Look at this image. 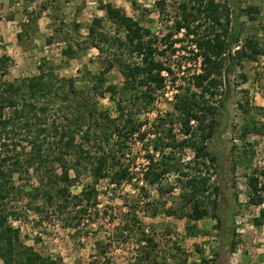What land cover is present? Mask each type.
<instances>
[{"label": "trees", "instance_id": "1", "mask_svg": "<svg viewBox=\"0 0 264 264\" xmlns=\"http://www.w3.org/2000/svg\"><path fill=\"white\" fill-rule=\"evenodd\" d=\"M158 3L162 5L164 0ZM98 7L103 10L112 31L104 28L103 18L94 16L84 37L86 46L77 44L74 48L71 43H66L61 50L65 57H73L77 49L87 46L101 53V70L90 74L83 86L76 85L75 77L60 76L44 62L38 64L36 74L4 79L9 58L0 57L2 264H64L23 242L20 229L10 223L11 218L18 219V213L7 208L11 201L26 197L35 214L41 216L53 211L65 227L78 235L82 228L81 215L90 207L96 209L99 204L98 182L107 179L110 190H114L134 178V172L124 162L126 143L135 133H139L140 138L144 133L140 132L135 113L127 107L151 104L154 92L165 86L173 71L162 57L166 51L175 52L177 40H170L174 34L171 32L156 36L149 27L109 1L100 0ZM177 8L179 12L173 21V30L183 31L196 49L200 69L191 74L188 84H177L179 88L174 94L172 108L184 137L180 141L172 138L164 145L189 148L193 156L184 166L178 167L170 164L171 155H162L156 162L153 155L148 154L144 179L149 184H157L166 174L174 172L181 181L182 196L191 207L187 214L189 218L194 221L208 216L215 219L219 246L227 244L232 252L237 244L232 204L225 201L223 206L220 205L216 199L220 188L218 184H209V176H196L184 169L199 161L209 163L213 168L218 164L217 155L207 140L216 134L220 115L230 96L229 76L242 61H254L258 55H264V44L252 37H243L241 16L245 14L250 20L254 19L258 6H242L240 0H181ZM114 67L122 76L120 86L106 83L105 74ZM106 93L115 102V116L98 106V98ZM215 97L218 99L212 101ZM257 129L255 123H247L242 128V135ZM154 148L158 147L154 145ZM71 170L74 177L70 175ZM22 173L24 183H16L15 175L22 177ZM80 173L87 174L90 181L85 182L78 193H72L70 186ZM261 173L264 176V170ZM31 175L35 182L26 189ZM247 184L249 203L262 204L264 198L258 194L257 177L249 175ZM205 193L208 205L201 198ZM131 211L134 210H127L124 217L134 215ZM253 223L264 224V206L259 208ZM128 225H131L130 221L125 219L120 227H116L120 236L132 229ZM145 239L152 240L150 237ZM100 243L96 240L94 244L99 246ZM100 257L106 260L104 255L96 256ZM99 264L114 263L107 259ZM197 264L209 263L201 258Z\"/></svg>", "mask_w": 264, "mask_h": 264}, {"label": "rangeland", "instance_id": "2", "mask_svg": "<svg viewBox=\"0 0 264 264\" xmlns=\"http://www.w3.org/2000/svg\"><path fill=\"white\" fill-rule=\"evenodd\" d=\"M99 1L0 0V57L9 58L2 77L14 80L36 74L38 64L44 62L60 76L75 77L76 85L83 86L90 74L101 70V53L87 46L77 49L73 57H65L61 50L66 43H71L74 48L77 44L86 46L84 37L94 16L103 18L104 28L112 31L103 10L98 7ZM102 1L121 7L156 36L171 32L174 34L170 40H177L175 52L166 51L162 57L173 71L165 86L154 92L151 104L127 107L135 113L140 132L144 133L142 138L135 133L126 143L124 162L134 172V178L114 186V190H110L107 179L98 182L99 204L96 209L90 207L81 215L82 228L78 235L65 227L53 211L47 215L35 214L26 197L8 203L7 208L18 213V219L11 218L10 223L20 229L25 244L64 264H99L107 259L114 264H197L201 258L209 264H264V224L253 223L259 208L264 206V199L260 205L249 203L247 184L249 175L256 176L258 194L264 198L261 173L264 170V55H258L254 61H242L229 76L230 96L220 115L216 134L207 140L218 158L216 168L199 161L184 169L196 176H209V184H218L220 188L216 196L220 205L223 206L225 201L232 204L237 244L231 252L227 244L219 246L215 219L210 216L197 221L189 218L187 214L191 207L182 196L181 181L174 172L166 174L157 184H149L144 179L148 154L153 155L156 162L162 155H171L170 164L178 167L184 166L193 156L189 148L164 145L172 138L180 141L184 137L172 108L174 94L179 88L177 84H188L191 74L200 69L196 49L183 31L174 32L172 27L181 0H164L162 5L158 3L160 0ZM240 2L242 6H258L254 19L250 20L245 14L241 16L243 37H252L264 44V0ZM105 78L106 83L122 84V76L116 67L110 69ZM216 99L218 97L212 101ZM98 106L111 116L116 115L115 102L108 93L98 98ZM160 118L164 119L159 121ZM247 123H255L258 129L243 136L242 128ZM70 175L75 176L72 170ZM21 176L15 175L16 183H24L25 176L23 173ZM73 180L70 191L78 193L90 177L80 173ZM34 182L31 175L25 188L29 189ZM204 197L201 198L207 204L208 198ZM129 209L134 210L131 211L134 215L125 218ZM125 219H129L131 225L128 226L132 229L120 236L116 227H120ZM146 237L152 240L148 241ZM96 240L101 242L100 248L95 246ZM98 254L104 255L106 260L96 258ZM147 254L150 257H145Z\"/></svg>", "mask_w": 264, "mask_h": 264}, {"label": "built area", "instance_id": "3", "mask_svg": "<svg viewBox=\"0 0 264 264\" xmlns=\"http://www.w3.org/2000/svg\"><path fill=\"white\" fill-rule=\"evenodd\" d=\"M191 123H193V121H191Z\"/></svg>", "mask_w": 264, "mask_h": 264}]
</instances>
